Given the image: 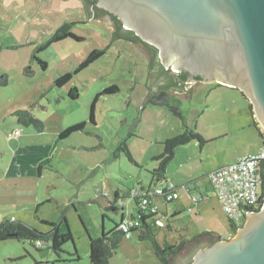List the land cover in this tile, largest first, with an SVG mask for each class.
<instances>
[{
    "label": "rangeland",
    "instance_id": "374dc122",
    "mask_svg": "<svg viewBox=\"0 0 264 264\" xmlns=\"http://www.w3.org/2000/svg\"><path fill=\"white\" fill-rule=\"evenodd\" d=\"M65 15L67 19H56L51 26L44 24L43 28L33 29L36 33L23 41L25 43H12L1 36L5 33L0 29V77H7V84L0 86V179L4 177V181H0V217L8 219L14 215L38 232L47 233L51 227L41 220L57 222L64 216L72 241L62 246L63 251L58 256L50 240H0V264H88L89 236L94 239L101 236L102 231L108 232L120 222L122 215L126 222L136 216L129 191L150 183L163 184L154 180L152 171L157 165L149 161L148 154L157 152L167 138L187 129L195 131L197 126L198 131L206 133L213 128L210 127L213 123L230 131L224 139L225 157L222 154L214 162L225 159L231 163L232 156L243 148L254 153L259 151L260 138L254 127L245 125L244 131L235 132V124L244 123L242 119L249 117L246 100L236 90L218 87L217 83L200 82L186 98L167 92L169 105L176 106L181 116L172 113L167 104L156 110L149 108L151 110L142 116L147 57L128 40H112L111 27L87 19L85 7L69 8ZM76 18L78 21L70 30L84 39L66 38L39 52L37 57L47 62L43 70L32 58L34 47L45 43L63 22ZM94 49L106 50L84 70L74 74ZM29 69L32 73L25 76L22 71ZM66 72L73 74L71 80L62 87L55 86L54 80ZM111 86H116L117 90L103 93ZM71 88L77 89L76 99L68 95ZM94 99V122H91L89 113ZM210 105L215 107L210 108ZM15 110L30 112L43 122V130L19 123L13 113ZM81 122L84 123L81 130L59 138L65 129ZM139 134L153 144H148V148L142 146L140 155H134L138 163L135 160L132 163L120 150V145L125 140L130 147L132 143L142 144L132 138ZM156 140L162 141V145L156 144L159 142ZM182 156L170 164L171 173L184 170L178 166L185 159ZM167 177L169 182L176 183L170 174ZM175 178L179 180L181 175ZM198 183L201 189L213 190L205 175ZM116 191L119 198L115 201ZM213 193L214 190L210 194ZM180 194H187L185 188H180ZM191 203L195 204L196 211L192 207L183 210L180 220L172 223V232L166 225L173 219L171 212L180 208L182 201L176 199L156 206L160 240L166 238L174 242L179 238L176 230L180 227L186 228L181 233L187 238L205 230L218 231L227 238L233 234L219 202L217 208L207 213L200 208L197 211L199 204L193 198ZM138 234L135 230L128 238L123 237L108 264H161L152 242L140 240Z\"/></svg>",
    "mask_w": 264,
    "mask_h": 264
},
{
    "label": "water",
    "instance_id": "95a60500",
    "mask_svg": "<svg viewBox=\"0 0 264 264\" xmlns=\"http://www.w3.org/2000/svg\"><path fill=\"white\" fill-rule=\"evenodd\" d=\"M95 1L142 40L157 47L166 69L188 72L202 82H217L241 91L251 103L264 136V0ZM85 10L87 19L105 20L104 25L113 28L104 17L101 20ZM111 36L112 40L124 39L116 38L112 30ZM132 44L143 53L139 43ZM155 69L149 71L148 59L147 96L160 89L191 93L194 78L182 83L176 76L175 85L166 89L159 85L160 73L155 74ZM206 243L201 238L198 246ZM194 244L186 245L178 258L195 252ZM191 264H264V201L258 209L245 212L244 223L231 237L199 249Z\"/></svg>",
    "mask_w": 264,
    "mask_h": 264
},
{
    "label": "trees",
    "instance_id": "16d2710c",
    "mask_svg": "<svg viewBox=\"0 0 264 264\" xmlns=\"http://www.w3.org/2000/svg\"><path fill=\"white\" fill-rule=\"evenodd\" d=\"M83 2L84 7L86 9L93 13L95 17L99 15L98 10L100 12H104L100 8L97 7V3L95 0H81ZM76 24L75 22H66L63 25H61L59 28L55 30L53 34L48 37V39L45 41V43L38 45L32 53V58L39 63V65L42 67V69L46 68V62L41 60L37 57V54L43 50H45L47 47H49L52 43L62 41L66 38H72L76 41H82L84 38L79 37L75 35L70 29L71 27ZM120 26V25H119ZM130 35L125 36L128 39L132 40L133 42H138L137 36L132 37V32H129ZM113 35L116 38L119 37V32H113ZM132 38V39H131ZM106 49H94L90 51V53L86 56V58L78 65V67L75 69L74 74H77L79 71L83 70L87 66H89L92 62H94L96 59L101 57L105 53ZM156 50V49H155ZM151 66H156L160 68L162 65L159 64V61L156 59H152ZM156 67V68H157ZM32 73V70H24V74L30 75ZM73 74L70 72H66L60 76H58L54 80V84L57 87H62L63 85L67 84ZM177 79L180 80V82H184L186 80L187 74L183 71L177 72V74L174 76ZM174 77L171 78V83L169 85H165L166 89L169 86L175 85ZM7 84V77L6 75H3L0 77V86H5ZM117 90L116 86H111L110 88L104 89L103 93H113ZM242 93V92H241ZM242 95H244L242 93ZM69 96L71 98H75L76 96V89L72 88L69 91ZM167 92L162 90L157 93L150 94L148 96V102H150L153 105H165L169 107V110L172 111V113L177 114L178 116H181L180 110L176 106L169 105V99L167 98ZM245 96V95H244ZM96 99H94L93 103L91 104L90 113H89V120L91 122H94V102ZM249 109L252 113V105L249 103ZM15 115H17L18 122L21 123L24 126L34 125L37 131L43 130V122L39 120L38 118L34 117L30 112L27 110H15L13 112ZM252 125L256 129L258 136L261 141V146L264 145V136L261 133L257 122L253 120ZM84 123H78L75 125H72L65 129L60 135L59 138H64L68 134L79 131L83 128ZM197 138L200 139V135L192 130L187 129L184 133L175 136L173 138L167 139L163 143V151L162 153L156 157V160L158 161L157 167L154 168L153 175L155 181H161L164 179V174L166 172L167 164L172 160L174 155V148L178 145L185 144L189 142L190 140ZM121 151L126 154V157L130 162H134L133 157L131 156L130 152L127 150L126 140L122 142L120 145ZM40 170V166L38 168ZM152 188L147 189H140L137 190V192L134 193L136 190L129 191V195L133 199V201L136 204V215H137V225L133 227L131 231L138 230V238L140 240H150L152 242V247L154 250V253L159 258L161 264H191V260L193 255L201 248L211 245L212 243L218 241L221 237L214 231H208L205 230L203 232L197 233L195 235H192L190 238H187L184 233H181V230H176L178 233V239L174 242L168 241L166 238L164 240H160L158 238V233L160 231L161 226L157 224V212L156 210L152 211L151 207H156L157 203L152 199L155 198V196H152ZM115 197L118 199L119 195L117 191L115 192ZM142 198H150L151 203L146 209L141 208V199ZM165 202H171V201H165ZM255 210V209H251ZM230 227L232 229L233 234L235 233L236 229L240 226H238L237 223L233 222L230 218ZM42 223L47 224L51 227L49 232L47 233H41L38 232L36 229L32 228L25 222L18 220V219H0V240H6L9 238H15V239H25V240H50L51 241V248L53 252L59 256V253L63 251L62 246L68 242L72 241V234L69 229L68 223L64 216L61 217V219L57 222L50 221V220H41ZM121 222V221H120ZM119 222V223H120ZM173 221L167 222V227L169 231H173L172 227ZM232 234V235H233ZM231 235V236H232ZM230 236V237H231ZM124 235L123 233L118 229V223L114 225L113 228H111L108 232L102 231L101 236L97 238H91L89 236V262L88 264H108L109 258L112 256V254L120 247L121 241L123 239ZM205 238L207 243L204 246H198L200 244V239ZM194 244L195 252L191 253L188 257L185 259H179L178 254L182 249L188 245V244ZM74 245V244H73ZM74 253H76V249L74 246ZM185 261V262H183Z\"/></svg>",
    "mask_w": 264,
    "mask_h": 264
},
{
    "label": "crops",
    "instance_id": "0c3cea01",
    "mask_svg": "<svg viewBox=\"0 0 264 264\" xmlns=\"http://www.w3.org/2000/svg\"><path fill=\"white\" fill-rule=\"evenodd\" d=\"M69 3H70V5L68 6ZM69 8H72V9L84 8V5H83V2L81 0H0V29L3 30V32L5 33V34H1V36L5 37V38H9L12 43H14L15 41L20 42V43H25L32 36L33 33H36L37 30L33 31V29H40V27L43 28L44 24L45 25L48 24L49 26H51L52 22L56 19L60 20V21L67 19L65 17L66 16L68 17V15H65V10H67ZM71 21L77 23L78 19L76 18L75 20H71ZM64 23H66V22H63L62 25ZM11 29H13V30H11ZM22 29H27V31H24V30L22 31ZM48 33H50V32H48ZM68 39H71V38H68ZM23 41H25V42H23ZM37 46L38 45H36L34 47V49ZM46 68H47V62H46ZM45 69H43V70H45ZM81 71H79V72H81ZM22 73H24V70L22 71ZM34 73H35V71L33 70V74ZM24 75L28 76L26 74H24ZM199 83H200V81H194L192 83V90H191L192 93L194 91L193 88L198 86ZM217 86L223 87L226 89L236 90L237 92H239L238 94H240V96L244 100H246V103H247L246 108L249 112V117L247 116V118L245 117L242 119V121H244V123L243 122H241V123L237 122L235 124V132L244 131L245 125L247 127H254L252 125V123H253V120L256 121V119L254 117L253 112L252 113L250 112V109H249V103L250 102H248L249 100L246 98V96L242 95L241 91H239L236 88L228 87L225 85H217ZM71 89H69V91ZM146 90H147V84H146ZM159 91H162V89L158 90V92ZM187 94H188V92H180V93L172 92V94H169V95H173V96L179 97V98H186ZM68 95H69V92H68ZM77 97H78V92L76 89V96H75V98H72V99H76ZM142 100H143L142 101L143 104L140 107L141 110L143 109V111L141 112L142 116H145L146 112L151 110V109H155V108L158 109L159 108V105H153V104H151L150 106L146 105V103L148 102V96L147 95H145V97H143ZM214 107L215 106L210 105V108H214ZM149 108H151V109H149ZM204 112H205V110H204ZM202 118H204V117L202 116ZM212 119H215V117H213ZM197 122H199V120H197L196 123ZM204 123H207V120L204 121ZM210 127H213V128H211V130H208V132H206V133H202L201 131L197 130V126H196L195 131L200 135V139L194 138L185 144H181V145L176 146L174 148L173 158L167 164L166 172L164 174V179L161 181H163V184L165 183V181H168L167 174H170L171 177H174L173 179H175L176 183L173 182V184L179 188L178 197L176 199L177 200L180 199L182 201L180 208H176L171 212L173 219H170L169 221H173V222L179 221L180 217H181L180 216L181 212L183 210L189 209L190 207H192L193 210L196 211L195 204L191 203V201H192V198L199 196V195H204L206 197L204 199H202L201 201H195L199 204V206H197V211L200 208V210H202L204 213H207L210 209L217 208L219 201L216 198V196L214 195V193H213V195L210 194L211 191H213V190L209 191L208 188H205V187L203 189H201V187L198 185L199 184L198 181L200 180V177H202L204 175L207 176V179L209 181L208 173L211 170H213L219 166H222L224 164L229 163V162H226L227 160H225V159L223 160V162H214L213 160L217 157H220L222 154L225 157V150L227 149V146H226L224 139L227 138L228 135H230V131L228 129H225V127H223V126L221 127V125H214L213 123L211 124ZM140 137H141V134H139L138 137H132V138H134V140L136 139V141H141L142 144L132 143L131 147H130L127 145V141H126L127 150L130 152L131 156L133 157V159L137 163H138V160L134 158L135 153L137 155L138 154L140 155L142 146H147V148H148V144L149 145L153 144V142L148 141L144 137H142V138H140ZM242 137H245V136H242ZM167 139H170V138H167ZM156 141H159V142H156V144L162 145V141H160V140H156ZM218 141H220V143L217 144L216 142H218ZM220 146H222V147H220ZM241 146H243V145H241ZM196 147H198V148H196ZM260 147H261V141L259 143V149H260ZM195 150H198V153H196ZM162 151H163V145L160 149H158L157 152L148 154V158L150 159L149 161L154 163V165H157L158 161L156 160V157H158L162 153ZM251 151H253V150H251ZM251 151L248 148H243L241 151H239V153L234 154L232 156V158L235 160L236 158H238L242 155H245L248 153H254ZM182 154H183L182 157L185 156V159L183 161H180L178 163V166L180 168H184V170H182V172L178 170L174 174L171 173V170L169 169L170 164L172 162H174V160L179 155H182ZM199 172H200V174H199L200 176L198 175L199 176L198 177L196 175ZM175 175H177V176L181 175V178H179V180H176ZM5 176L8 177V175H5ZM1 180L4 181V177L1 178L0 181ZM163 184L161 186H163ZM161 186H157V187H161ZM149 187L150 188L156 187V185L153 186L152 183H150L147 187L141 186L139 189H135V190L147 189ZM181 187L185 188L186 193H187L186 195L180 194V188ZM192 189H196L197 192H194ZM116 199L117 198L115 197V201H116ZM152 199L157 203V205L159 203L165 202L159 197H155ZM176 199H174V200H176ZM205 200H207V201L204 202ZM134 209L136 211V204H135ZM121 210H123V206L121 207ZM132 218L133 217L131 216V219ZM0 219H2V218L0 217ZM8 219H15L16 220L17 218L14 215H12ZM120 221L126 222V220H124V218H123V215L121 216ZM172 226H173V224H172ZM180 230L185 232L186 228L180 227ZM216 233L221 238H227V236L223 237L221 235V233L218 231Z\"/></svg>",
    "mask_w": 264,
    "mask_h": 264
},
{
    "label": "built area",
    "instance_id": "2783aa9c",
    "mask_svg": "<svg viewBox=\"0 0 264 264\" xmlns=\"http://www.w3.org/2000/svg\"><path fill=\"white\" fill-rule=\"evenodd\" d=\"M208 178L224 213L233 222L242 224L245 212L258 209L264 201V145L256 153L242 155L231 163L211 170ZM135 192L137 190L133 194ZM152 196L172 201L178 197L177 187L165 181L163 186L152 189ZM205 197L199 195L193 200L201 201ZM150 203V198H142L141 208L146 209ZM155 208L151 207V210ZM136 218L137 215L128 222L118 223V229L125 238L129 237L130 230L137 225Z\"/></svg>",
    "mask_w": 264,
    "mask_h": 264
},
{
    "label": "flooded vegetation",
    "instance_id": "af4514ba",
    "mask_svg": "<svg viewBox=\"0 0 264 264\" xmlns=\"http://www.w3.org/2000/svg\"><path fill=\"white\" fill-rule=\"evenodd\" d=\"M97 3V1H96ZM97 7L100 8L97 4ZM101 10H103L104 12H100L98 10V13L99 15L97 16L98 18L101 19V17H104V19H106L107 21H109V24L111 25L112 24V32H119V37L120 38H124L126 40H129L131 41L132 43H139L141 45V49L143 51V53L146 55V57H148L149 59V71L152 70L153 71V68L157 67L156 65L155 66H151V61L152 59H157L159 61V64H161L162 66L160 68H156L155 70L157 71L155 74H159L160 75L158 76L159 78V85L160 86H165V85H169L171 83V78L174 77L177 73L176 72H173L171 71L170 69H166L163 64L161 63L160 61V57H159V50L157 47H155L154 45L152 44H149L147 43L146 41L142 40L140 37H138L136 35V33L129 29V28H126L123 24V22L121 21V19H119L116 15L114 14H111L109 12H107L106 10L100 8ZM102 20V19H101ZM103 22L105 23L106 21L103 20ZM120 25V26H119ZM129 32H132V37L135 35L137 36V38L139 39L138 42H133L132 40H130V38L128 39V37L126 38L125 36H128L130 35ZM131 37V35H130ZM132 39V38H131ZM156 49V50H155ZM151 66V67H150ZM184 72V71H183ZM176 73V74H175ZM187 74V77H186V80H192L193 78L197 81H201V79L199 77H193L192 75H190L188 72H184ZM213 83H217V82H213ZM219 84V83H217ZM221 85V84H219ZM229 87V86H228ZM185 262V261H183Z\"/></svg>",
    "mask_w": 264,
    "mask_h": 264
}]
</instances>
